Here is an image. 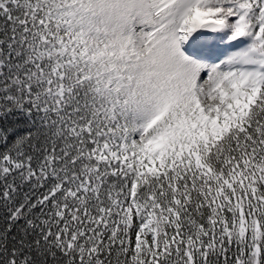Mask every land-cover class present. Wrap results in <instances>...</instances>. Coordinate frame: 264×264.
Here are the masks:
<instances>
[{"label": "snow or ice", "instance_id": "1", "mask_svg": "<svg viewBox=\"0 0 264 264\" xmlns=\"http://www.w3.org/2000/svg\"><path fill=\"white\" fill-rule=\"evenodd\" d=\"M0 264H264V0H0Z\"/></svg>", "mask_w": 264, "mask_h": 264}]
</instances>
